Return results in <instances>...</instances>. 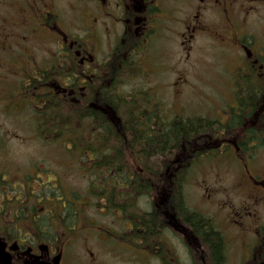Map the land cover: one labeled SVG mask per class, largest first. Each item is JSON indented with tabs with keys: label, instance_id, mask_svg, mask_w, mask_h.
Masks as SVG:
<instances>
[{
	"label": "flooded vegetation",
	"instance_id": "af4514ba",
	"mask_svg": "<svg viewBox=\"0 0 264 264\" xmlns=\"http://www.w3.org/2000/svg\"><path fill=\"white\" fill-rule=\"evenodd\" d=\"M254 1L264 2L0 0V116L33 120L22 133L0 125V264H264V170L252 164L264 140L241 138L249 127L264 138V107L254 121L234 91L233 107L215 115L169 111L175 89L168 102L154 91L168 85L157 76L163 63L205 61L203 44L241 63L234 73L248 63L261 78L264 37L237 23L250 19ZM191 121L195 134L176 140L175 128ZM31 141L44 152L65 148L68 161L10 157L11 142L19 149ZM210 153L244 167L241 197L222 200L205 186L202 203L189 206L186 176ZM128 170L150 187L135 200L149 229L128 219ZM74 171L84 188L64 183Z\"/></svg>",
	"mask_w": 264,
	"mask_h": 264
},
{
	"label": "rangeland",
	"instance_id": "374dc122",
	"mask_svg": "<svg viewBox=\"0 0 264 264\" xmlns=\"http://www.w3.org/2000/svg\"><path fill=\"white\" fill-rule=\"evenodd\" d=\"M253 3V4H252ZM254 7L248 14L250 19L246 22L238 20V27L245 28L247 30L251 29L252 33L256 37H264V2H250V5ZM202 51L209 52L205 61L198 63H163L162 66L165 67V70H160L157 74L158 79H163L168 82L166 85L164 82L156 85L155 92L160 94L165 102L169 101V97L172 93V89H175L172 94L173 102L171 104H165L164 108H168L169 111L180 109L181 107L187 110H201V112H213L214 115L218 112L217 108H230L233 107L234 103L232 102V88L231 82L235 79L233 66L236 63H228L226 58L221 53L214 55L213 52L209 49L208 44H203L201 46ZM220 55V56H219ZM216 59L225 63H216ZM239 64V63H237ZM170 65V66H169ZM12 73L10 72L9 75ZM183 80H180L181 78ZM172 81L177 82L175 85H172ZM172 85V86H170ZM181 90V92H180ZM153 93V89L150 91ZM206 93V94H202ZM262 104V106H261ZM264 100L261 101L257 106V111L253 116L255 121L256 114L259 109H262L264 106ZM213 117V116H212ZM0 125L2 129H13L16 133L28 132L33 130V120L21 118L19 121H15L8 117L0 116ZM1 134H6L1 132ZM31 139L33 138L32 132H30ZM8 140L7 138H5ZM12 140V138H11ZM11 148L9 149L10 157L14 159V156H19L22 158H40L43 156L52 157V162L56 165V162L64 163L68 161L67 156L65 155V148L56 149L52 147L51 150H44L42 146L37 144L35 141H31L25 147H20L19 149L15 148L10 143ZM43 151H42V150ZM67 152V151H66ZM55 157L56 160L53 158ZM2 159H0V162ZM5 163L6 161L3 160ZM253 170L256 173H261L264 170V148L257 149L253 154ZM243 172L244 167L240 165V162H235L232 164L230 161H226L219 157H209L205 158L200 165L191 167L188 172L185 180L184 190L186 194V203L189 206L202 203L201 194L203 196L206 194L204 190L205 186L213 188L218 193V198L220 199H229L240 198L241 190L244 188V180L241 175V170ZM64 183L76 184V187L84 188L87 181L84 177V174L74 171L72 175L64 177ZM204 190V191H203ZM142 207L149 204L144 201L139 202ZM111 225L114 226L116 220L111 217ZM118 249V245L111 243L112 251ZM134 250L133 246L126 245L123 251L127 254L131 253ZM118 251V250H117ZM234 254L236 249H234ZM119 252V251H118ZM107 257V255H106Z\"/></svg>",
	"mask_w": 264,
	"mask_h": 264
},
{
	"label": "trees",
	"instance_id": "16d2710c",
	"mask_svg": "<svg viewBox=\"0 0 264 264\" xmlns=\"http://www.w3.org/2000/svg\"><path fill=\"white\" fill-rule=\"evenodd\" d=\"M257 76H258L257 71H256V69H253V68H251L250 74H248V75L244 74L242 76H238V78L236 79V82H237L236 84H238L239 91L241 94L243 92H246V91H251V89L256 90L258 93H262V91H259L258 89L253 87V83L255 84V86L257 88H259L261 90L262 85H264L263 81H262V79H264V75L261 76V78H258ZM253 94H255V93H252L250 95L252 98L255 96ZM253 100H254V98H253ZM116 101L117 102L119 101L118 97H117ZM250 107L252 108V99H250ZM251 114L252 113H250V115ZM242 117H243V115H242ZM62 118H63V123H65L67 117L65 115H63ZM68 119H69V117H68ZM239 123L241 125L242 121L240 120ZM262 124L264 125V121H262ZM194 125H196L195 127L199 128V126H197V123L194 121H191L189 125L188 124H182V125H179L178 127H176L175 129H177V128L178 129L174 130V132H173L175 139L176 140H179L182 138L185 139V138H188V136L191 133L195 134V131H193ZM195 127H194V130H195ZM234 127H237L236 123L234 125H229V129L234 128ZM209 128H211V124H208L204 130L209 129ZM62 132H64V133L68 132L69 133V131L66 127L62 128ZM262 132H264L263 128L260 129L258 133H262ZM255 134H256L255 128L249 127L247 129H245L244 136H241V138L243 139L244 142L249 141V140H256V141L264 140V138L262 136H255ZM243 141H240V143H239V145L241 146L240 149L241 150L243 149L246 151L250 150V147L241 144V142H243ZM83 147H84V143H80L79 147H78L80 152L83 151ZM215 152H217V151L215 150ZM213 154L214 153H212V154L210 153L209 155H213ZM217 154H218V152H217ZM130 174L131 173L128 170V177L126 178V182H127L126 184H127V186L133 185L131 187V190L128 191V193H127L128 219H130V220L134 219L135 220L136 218L137 219L140 218L144 223L143 226L149 229L151 227L152 219L149 217L148 213H146L140 209H137L138 204H136L135 200L138 201L140 199V197L143 195H149L150 194V187L146 184L139 183L138 179L136 177L131 178ZM181 181L182 180H179V183H178L176 180L179 187H181V185H182ZM183 182H184V179H183ZM179 190H180V192H182L183 188H179ZM111 198L113 199V195L111 196ZM184 202L185 201H182L183 204H184ZM136 210H137V213H136ZM188 211L191 212V210H188Z\"/></svg>",
	"mask_w": 264,
	"mask_h": 264
}]
</instances>
